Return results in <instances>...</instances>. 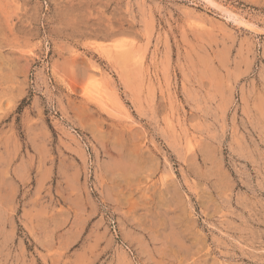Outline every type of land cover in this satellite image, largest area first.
<instances>
[{"label": "rangeland", "instance_id": "obj_1", "mask_svg": "<svg viewBox=\"0 0 264 264\" xmlns=\"http://www.w3.org/2000/svg\"><path fill=\"white\" fill-rule=\"evenodd\" d=\"M0 264H264V0H0Z\"/></svg>", "mask_w": 264, "mask_h": 264}, {"label": "bare ground", "instance_id": "obj_2", "mask_svg": "<svg viewBox=\"0 0 264 264\" xmlns=\"http://www.w3.org/2000/svg\"><path fill=\"white\" fill-rule=\"evenodd\" d=\"M9 3H10V2H9ZM10 6H12V5H10ZM223 12H224L225 14L231 16V17L233 16V15H231V12H230V11H223ZM1 26H2V25H1ZM9 28H10V27H9ZM104 35H105V34H104ZM106 35H107V34H106ZM106 37H107V36H106ZM109 38H112V36L109 37ZM104 40H105V39H104ZM121 45H122V44H121ZM115 46H116V45H115ZM130 46H131V45H130ZM105 47H106V46H105ZM113 47H114V46H113ZM116 47L120 48L119 46H116ZM128 48H129V47H128ZM132 48H133V47H132ZM112 49H113V48H112ZM120 49H122V46H121ZM101 50H102V49H101ZM105 50H106V49H105ZM108 50H109V49H108ZM128 50H129V49H128ZM133 50H134V49H133ZM111 51H113V50H111ZM131 51H132V50H131ZM133 52H134V51H133ZM102 53L105 55L104 52H102ZM111 53H112V52H111ZM108 54H109V53H108ZM119 54H120V53H119ZM120 55H121V54H120ZM129 55H130V54H129ZM105 56H106V55H105ZM126 56H127V55H126ZM126 56H125V57H126ZM125 57H124V58H125ZM128 57H129V56H128ZM112 59H113V58H110V60H109V59H108V60L111 61ZM126 59H128V58H126ZM123 60H124V59H123ZM112 61H113V60H112ZM126 63H127V62H126ZM126 65H127V64H126ZM123 66H125V65H123ZM103 85H104V84H103ZM107 89H108V88H107ZM119 134H120V133H119ZM120 135H122V134H120ZM117 137H118V136H117ZM122 137H123V136H122ZM130 137H131V136H130ZM134 137H135V135H134ZM127 138H128V137H127ZM128 139H129V138H128ZM126 140H127V139H126ZM123 141H124V140H123ZM130 141H131V140H130ZM132 141H133V140H132ZM133 142H134V141H133ZM122 144H123V143H122ZM136 144H137V143H136ZM130 145H131V144H130ZM136 146H137V145H136ZM136 146H133V147H136ZM131 147H132V146H131ZM138 147H139V146H138ZM136 148H137V147H136ZM136 148H135V149H136ZM132 149H134V148H132ZM139 149H140V148H139ZM137 154H138V153H136L135 155H137ZM139 154H140V153H139ZM140 156H141V155H140ZM128 158H129V157H128ZM131 158H134V157H131ZM135 158H136V157H135ZM137 158H138V157H137ZM142 159H143V157H142ZM129 160L131 161L130 158H129ZM144 160H145V159H144ZM141 161H142V160H141ZM133 162H135V160H133ZM141 163H142V162H141ZM141 163H138V164H141ZM146 163H147V161H146ZM148 163H149V162H148ZM130 165H131V163H130ZM141 165H142V164H141ZM141 165H140V166H141ZM125 166H126V165H125ZM132 167H133V166H132ZM138 167H139V166H138ZM138 167H137V168H138ZM143 167H144V166H143ZM130 168H131V167H130ZM130 168H129V170H130ZM133 168L135 169L136 167L134 166ZM125 169H126V168H125ZM144 169H145V168H144ZM132 170H133V169H132ZM141 170H142V169H141ZM130 171H131V170H130ZM132 173H133V172H132ZM134 173H135V172H134ZM132 175H133V174H132ZM132 175H131V176H132ZM126 176H127V175H126ZM128 176H129V174H128ZM128 176H127V177H128ZM117 179H119V178H117ZM120 179H121V178H120ZM125 180H126V179H125ZM128 180H129V179H128ZM128 180H127V181H128ZM127 181H126V182H127ZM116 182H117V181H116ZM127 183H128V182H127ZM112 185H113V184H112ZM118 185H119V184H118ZM122 186H123V185H122ZM118 187H119V186H118ZM115 189H117V188H115ZM113 190H114V189H113ZM114 191H115V190H114Z\"/></svg>", "mask_w": 264, "mask_h": 264}]
</instances>
